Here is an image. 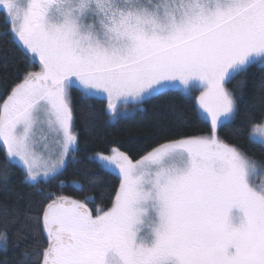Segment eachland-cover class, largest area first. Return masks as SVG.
<instances>
[{"label": "snow or ice", "instance_id": "obj_1", "mask_svg": "<svg viewBox=\"0 0 264 264\" xmlns=\"http://www.w3.org/2000/svg\"><path fill=\"white\" fill-rule=\"evenodd\" d=\"M0 20L29 69L0 98V187L12 192L17 169L39 197L24 214L31 243L0 264H264V184L252 180L264 160L219 135L240 115L228 84L264 71V0H0ZM73 92L85 129L154 105L207 131L157 124L147 146L113 140L80 158ZM236 132L264 150V114ZM69 165L82 171L67 183ZM17 216L3 212L4 252Z\"/></svg>", "mask_w": 264, "mask_h": 264}, {"label": "trees", "instance_id": "obj_2", "mask_svg": "<svg viewBox=\"0 0 264 264\" xmlns=\"http://www.w3.org/2000/svg\"><path fill=\"white\" fill-rule=\"evenodd\" d=\"M5 26L0 20V33H3ZM29 69L25 67L22 62L20 53L15 46L8 42L6 37L0 35V98L3 97L6 89L5 84L11 85L15 80L23 76L25 71ZM31 70H37L35 68ZM245 80L246 83L241 86L240 81ZM264 83V71L259 67H253L249 70L247 77H237L228 87L230 90L236 92L238 96H242L240 107V115L236 118L233 125L220 129L219 135L222 139L229 143L240 144L242 149L249 155H254L257 159L264 160V150L257 145L248 142L244 135H237L236 129L241 125V120L246 114L259 118L264 114V103L261 102L264 98V93L261 92V85ZM198 92L196 93V95ZM73 102L77 105V128L80 132V146L81 153L78 157L82 158L83 150H100L105 142L113 140L128 141L133 138L144 141V146L150 143L145 140L146 135L152 134L153 126L159 124L161 127L167 128L171 131L179 129V134H194L197 131H207L204 125L197 124L192 128H184L179 125L176 114L169 111L167 108L161 110L154 105H147L148 111L143 116H137L135 119L125 121L113 128L104 123L103 117L93 122V125L88 129L83 126L82 120L79 119V110L82 107L78 94L73 92ZM159 104L160 102H154ZM167 104H175L178 110H187L190 101H184L179 96H171L166 99ZM2 158V156H0ZM82 171L79 165H69L67 171L60 180L70 183L72 180L79 179V173ZM93 171H95L93 169ZM14 178L11 180L9 187L12 192L6 193L0 187V225L5 223L3 212L7 211L10 214L18 213V216L13 221H8L9 246L7 252L0 250V260L5 258L11 260L16 257L19 252L25 249L26 244L31 243V238L24 239L27 230L24 227V214L32 213L33 215L38 211L37 201L39 197L31 188L24 187L20 184L18 170H12ZM264 176V172H260ZM105 180H110L115 183L112 177H103ZM56 183L50 186V190H56ZM107 187V185L105 186ZM66 193L72 194L71 188L65 189ZM98 199L96 204H100ZM107 203V201H103ZM94 207V205H90ZM19 243V247L14 245ZM35 247V245H33Z\"/></svg>", "mask_w": 264, "mask_h": 264}, {"label": "rangeland", "instance_id": "obj_3", "mask_svg": "<svg viewBox=\"0 0 264 264\" xmlns=\"http://www.w3.org/2000/svg\"><path fill=\"white\" fill-rule=\"evenodd\" d=\"M252 180L255 184H264V176L259 171L253 174Z\"/></svg>", "mask_w": 264, "mask_h": 264}]
</instances>
